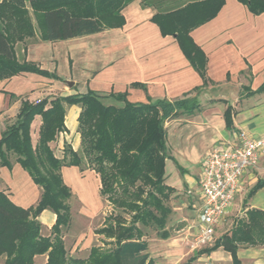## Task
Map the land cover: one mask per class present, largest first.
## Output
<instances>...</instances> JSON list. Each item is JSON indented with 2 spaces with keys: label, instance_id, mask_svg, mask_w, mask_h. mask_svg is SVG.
<instances>
[{
  "label": "crops",
  "instance_id": "1",
  "mask_svg": "<svg viewBox=\"0 0 264 264\" xmlns=\"http://www.w3.org/2000/svg\"><path fill=\"white\" fill-rule=\"evenodd\" d=\"M161 2L165 6L176 0ZM158 9L134 0L121 11L123 24L119 27L54 42L28 38L21 54L17 47L22 43H18L15 51L19 60L33 63L58 79L23 73L0 81V136L15 121L25 99L35 102L50 95L87 91L113 106L123 103L112 95H124L132 104L186 99L187 110H179L164 125L169 155L164 164V183L174 191L169 201L172 214L168 224L175 222L180 230H192L194 237L195 218L202 204L198 186L202 157L215 144L233 142L239 132L254 138L264 135V91L256 92L264 83V12L253 15L237 0H224L215 17L192 29L191 42L205 60L200 73L182 52L176 37L162 35L152 21ZM79 112L78 105L65 107L67 130L50 144L54 154L55 147L62 154L64 143L76 152L80 150ZM40 124V118L35 117L30 127L35 143ZM61 175L64 183L80 194L83 189L79 184L84 186L90 180L99 191L98 177L87 168L63 167ZM242 182V190L215 229L219 237L230 234L248 210L264 212V159L244 173ZM0 191L22 208L36 205L41 195L16 160H10V168L0 166ZM38 221L41 234L49 236L55 215L44 210ZM215 232L214 241L218 238ZM169 233V238L158 239H173L170 229ZM62 236L66 248L67 235L62 232ZM76 237L80 241L82 233H76ZM169 243L162 262L181 256L174 264H182L195 251L181 242ZM184 250L187 252L183 254ZM237 256L241 264H264V245H240ZM38 260L46 264L45 255L37 256L34 264ZM201 260H208L207 264H232L230 254L222 248L203 254L196 261Z\"/></svg>",
  "mask_w": 264,
  "mask_h": 264
},
{
  "label": "trees",
  "instance_id": "2",
  "mask_svg": "<svg viewBox=\"0 0 264 264\" xmlns=\"http://www.w3.org/2000/svg\"><path fill=\"white\" fill-rule=\"evenodd\" d=\"M134 0H2L0 3V81L23 73L58 79L33 63L19 61L14 46L27 38L62 41L94 34L123 24L121 11ZM162 0H141L142 5L161 6ZM253 15L264 12V0H237ZM224 0H199L179 8L157 12L152 21L162 35H174L186 57L203 73L205 60L192 44L189 33L219 12ZM264 91V83L256 92ZM112 97L122 106L106 105L92 91L67 96L22 100L15 121L0 136V166L10 168V157L27 172L41 190L36 205L22 208L0 191V257L2 264H34L46 255V264H158L144 239L170 237L167 227L173 189L165 185L164 164L169 158L166 120L187 100H157L132 104L124 95ZM78 105L80 150L64 143L62 157L50 144L65 132V107ZM35 117L41 124L35 144L30 127ZM87 168L99 179V194L113 212L94 231L104 242L92 246L86 259L68 255L62 232L71 221V190L61 175L63 167ZM259 183L255 188L259 187ZM44 210L55 215L49 236L41 234L38 216ZM240 245H264V212L248 210L230 231L194 253L182 264H193L203 254L222 248L232 264H241Z\"/></svg>",
  "mask_w": 264,
  "mask_h": 264
},
{
  "label": "built area",
  "instance_id": "3",
  "mask_svg": "<svg viewBox=\"0 0 264 264\" xmlns=\"http://www.w3.org/2000/svg\"><path fill=\"white\" fill-rule=\"evenodd\" d=\"M263 159L264 135L254 138L245 132L237 133L233 142L215 144L205 153L198 178L202 204L195 218L194 247L214 243L216 227L242 190L244 173Z\"/></svg>",
  "mask_w": 264,
  "mask_h": 264
},
{
  "label": "rangeland",
  "instance_id": "4",
  "mask_svg": "<svg viewBox=\"0 0 264 264\" xmlns=\"http://www.w3.org/2000/svg\"><path fill=\"white\" fill-rule=\"evenodd\" d=\"M189 2H193V1L176 0L175 4L158 6L159 8L158 12H166L169 10H173ZM24 41L18 42V43H22V46L20 45L17 47V50L20 51L19 54H21V48L25 44ZM18 43L15 44L14 50L16 45H19ZM15 55L17 57L16 51H15ZM18 58L19 57H17V59ZM55 96L57 95H50L48 97H55ZM32 142L33 144H35V139H32ZM54 150L56 156L60 157L62 155L61 150L59 148L56 149L55 147ZM10 160H15V157L11 156ZM169 174L170 173L168 171V176ZM79 186L81 190L83 189L81 194L78 193L76 188L68 186L72 194L71 199L69 200L71 221L69 228L63 230V235L64 234L67 235L65 240H66V250L68 252V255L74 258L86 259L89 254V250L92 246L95 245L101 246L102 242H104L103 238L94 235L93 231L101 227V225L104 222V219L107 216H109L113 212V210L111 205L108 202H106L104 198L101 197L102 199H100L99 191L97 190V185L96 183H94V181L90 180L88 184L86 183L84 186L79 184ZM168 227L171 230V235L173 236V239L162 241L156 237L154 232H149L147 237L144 238L148 243L147 252L149 256L152 259H154L158 264H174L178 259L181 258V256H176L175 260H170L169 262L168 260L167 262H164L163 260L162 262L161 258L162 257L164 258L166 248L170 247L169 242H181L184 243L186 248L195 249V251L192 250V253L186 257L184 262H187V260H189L194 256L195 252L202 249L193 246L192 230H188V231L180 230L176 228L175 222H171L170 224H168ZM76 233H82V238L80 241L77 240ZM216 233L217 235L219 234L218 230L215 232V234ZM182 238H184L185 240L184 239L181 240ZM173 240H177V241H173ZM186 252L187 250H184L183 254ZM40 259L43 261V259L45 258L42 257ZM196 260L193 262V264H207L208 262V260H201V261H196ZM4 261H5V257L4 256L0 257V264H2ZM36 264H43V263L39 262L38 260ZM221 264H225V263L221 262Z\"/></svg>",
  "mask_w": 264,
  "mask_h": 264
}]
</instances>
